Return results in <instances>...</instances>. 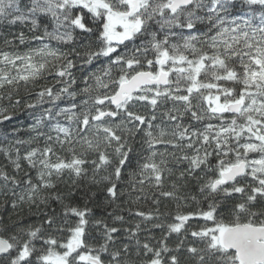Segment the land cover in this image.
I'll return each mask as SVG.
<instances>
[{
	"label": "snow or ice",
	"instance_id": "1",
	"mask_svg": "<svg viewBox=\"0 0 264 264\" xmlns=\"http://www.w3.org/2000/svg\"><path fill=\"white\" fill-rule=\"evenodd\" d=\"M16 25L33 35L0 33L6 46L55 40L70 50L0 52V63L18 69L11 77L0 69V87L48 72L64 86L42 87L26 107L65 95L70 103L45 109L27 140L2 134L0 208L35 207L43 219L0 215V264H264V0H0V29ZM101 59L107 63L83 77L86 86L70 91L73 69ZM11 118L0 108V121ZM135 143L141 162L122 186ZM146 184L158 190L157 207L128 208L140 218L129 224L117 201L147 199ZM92 187L105 194L99 204ZM159 197L176 201L177 211L152 224L166 230L160 238L142 240L150 231L143 222L169 215ZM189 199L197 207L181 211ZM194 218L212 226L190 229Z\"/></svg>",
	"mask_w": 264,
	"mask_h": 264
},
{
	"label": "trees",
	"instance_id": "2",
	"mask_svg": "<svg viewBox=\"0 0 264 264\" xmlns=\"http://www.w3.org/2000/svg\"><path fill=\"white\" fill-rule=\"evenodd\" d=\"M19 31H24L27 37H31L33 35L31 32L28 31L26 27H23L21 25H16L8 29H0V33H3V35H6L8 39L13 38L12 35L10 34L18 33ZM36 34L39 35L41 33L37 32ZM77 35L79 34L77 33ZM43 44H49L52 49H59L61 51L70 50L69 45H65L55 40L36 41V40L28 39L23 45H20L19 42L17 41L12 46H6L3 43V36H0V52L7 51L13 54L15 53L23 54L29 49L40 48L43 46ZM129 47H131V45H129ZM119 51H123V47H121ZM41 59L49 60L50 68L52 64L56 63V61L52 57H47V56L46 57L35 56L34 62L40 61ZM106 63L107 61L105 59L95 61L92 65L85 67L83 71L81 70L78 64V66L75 69H73V75L76 77V83L71 86L70 91L74 90L79 93L80 90L86 86L84 83L83 77L87 75L89 72L95 71L97 68L101 67L102 65ZM17 64L19 65L20 62L18 61ZM0 69H3L4 72H8L10 77L17 76V73H18L17 68H13L12 66L5 65L2 63H0ZM20 71L22 73V69H20ZM116 74L117 73L114 71L113 76H115ZM58 79L60 78L54 77V75H49L48 72H44L42 73L40 78L34 81L30 80L26 83L21 80V81H18V83L14 82L13 84L5 83L3 87H0V108H7L8 113L11 114L12 116L11 120L2 121L0 123V148L8 146V143L6 141H2L3 133H9L10 134L9 140L13 142L16 139L27 140L30 136L34 135V133L30 130V125L35 123V118L37 116L42 115L45 109L53 108V112H55L60 107L68 106V104L70 103V98L65 95L61 98V100L56 101L55 105H53L49 97H45L44 102L37 104L35 108L26 107L27 104L36 102V99H37L36 93L39 92L42 87L44 86L53 87L54 86L53 87L54 92L58 91L59 88L63 87L64 85L62 82L60 83L57 82ZM88 83L92 84L93 81L89 79ZM9 94H11V100L9 99ZM81 98H82L81 96H78L77 102ZM17 100L20 101L19 104H15ZM57 119H59L61 123H64V120L62 117H58ZM41 130L46 133L49 132L46 126L43 127ZM49 134L54 135V133H49ZM137 139H139V137ZM43 142L44 141L42 138L40 141H38V143H40L41 145L43 144ZM32 146H35V144H33ZM18 147H21V151L23 152L26 149L27 145H18ZM139 147L140 146L138 143L134 144L135 150L131 155V164L128 166V168L124 170V174L122 178V186L126 184V182L129 180V176L127 174L128 171L130 169L138 170V162H141L140 155H139ZM61 154L67 155L66 153H61ZM92 158H95V157H92ZM6 164H7V160L4 156V153L0 151V166L6 165ZM24 168L26 171L28 170L26 164L24 165ZM32 175L34 176L35 173L33 172ZM65 180L67 181L68 184L71 183L70 179H68L67 177H65ZM85 183H86L85 181H81L80 182L81 189L77 190L76 202L78 203L83 202L82 197L84 196ZM60 188L61 190H66V185L61 184ZM145 190L147 193H149L148 198L141 199L136 204L125 203V201L127 200V197H122L121 200L117 201V203L121 205L120 214L125 216V219L126 221H128L129 224L138 221L140 218L131 214L128 211V208H132L133 211H135L136 209H139L141 211H152L157 207V205L153 203V197L151 193L153 192L158 193V190L154 188H150L147 184L145 185ZM163 190H170L169 182L167 180L165 181V187ZM91 191H94L97 193L96 197L94 198L96 204H99L101 201L105 199V194L103 193L102 190L92 187ZM196 192H197L196 188L191 187L192 195H196ZM159 199H160L159 208H160L161 213H168L169 215L162 218L161 220L143 222L142 227L150 229V231H142L140 233V238L142 240L150 236L155 237L157 239L160 238L165 233L166 230L159 229V228H153L152 224L171 222V216L174 215L175 212L177 211L176 201L168 199V198H164V197H159ZM3 203H4V197L0 195V204H3ZM89 206L92 207L93 205L90 204ZM202 206L206 207V205H202ZM52 207L55 208L57 212L60 211V208L57 204L53 203ZM196 207H197V204L194 201H191L189 199L188 206L187 207L182 206L180 210L187 212V211L194 210ZM41 208H43V205H41ZM93 210L97 213V215H102L104 213L103 208L94 207ZM45 211H47V209H45ZM108 211H111V209L109 208ZM17 213H19V216H17ZM0 215H3L5 217L6 222H9L8 218L11 217V219L13 220L18 219V218L22 219L25 224H38L43 219V216L40 214V209H37L35 207L29 209L27 205L22 206V211L20 209L14 210L10 204L5 205L3 208H0ZM206 223H207V226L209 227L212 226L211 222H205L202 218H194L193 220L188 222V227L190 229H196L198 227L205 226ZM180 238H183V237H180ZM177 239L178 237L175 234H173L169 238L168 242L170 245H172L177 241ZM190 239L191 237H189V240Z\"/></svg>",
	"mask_w": 264,
	"mask_h": 264
},
{
	"label": "water",
	"instance_id": "3",
	"mask_svg": "<svg viewBox=\"0 0 264 264\" xmlns=\"http://www.w3.org/2000/svg\"><path fill=\"white\" fill-rule=\"evenodd\" d=\"M2 121H0V123H1Z\"/></svg>",
	"mask_w": 264,
	"mask_h": 264
}]
</instances>
